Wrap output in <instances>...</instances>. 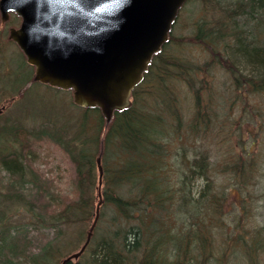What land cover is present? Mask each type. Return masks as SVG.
Returning a JSON list of instances; mask_svg holds the SVG:
<instances>
[{
    "label": "trees",
    "instance_id": "1",
    "mask_svg": "<svg viewBox=\"0 0 264 264\" xmlns=\"http://www.w3.org/2000/svg\"><path fill=\"white\" fill-rule=\"evenodd\" d=\"M217 1L223 3L222 0ZM228 2L233 6L232 10L226 9L225 18L219 19L212 27L196 23L195 36L211 47L208 46L214 65L233 73L250 71L251 76L260 82L249 81L247 86L262 89L264 0ZM209 7L214 8L213 5ZM173 42L171 31L169 41L154 56L143 81L134 88L130 108L116 111L108 125L99 108H81L82 114L73 137H66L67 131H57L56 128L55 134L46 128L39 130V134L33 132L37 139L45 135L54 137L55 142L69 154L74 165V195L54 210L46 205L48 193L41 194L38 202L34 197L38 196L36 193L26 199L21 189L10 190L9 194L16 197L14 199L26 201L28 210H36L37 217L53 215L49 223L55 227L56 235L40 252L31 254L32 264H48L50 258L59 256L61 252L67 251L68 256L85 245L87 229L93 225L99 200L98 159L103 168L100 186L103 202L99 217L84 251L67 264H80L81 256L87 251L82 264H215L221 261L220 258L222 264H227L232 246L245 245L241 233L235 234L230 230L226 235L222 232L228 227L227 218L231 210L226 206L234 200L233 192H238L239 203L244 205L251 197L250 188L258 183L254 178L259 174V162L254 156H249L250 151L245 150V145L242 151L235 148L228 143L229 135L227 146H222L224 157L219 159L220 167L217 165L218 154L214 159L204 149L193 156L185 154L182 163L186 168L174 180L175 171H171L174 162H169L167 145L169 138L177 140L184 135L183 130L178 131L170 124L178 107L172 98L166 100L161 108L151 111L156 103L150 96L154 90L159 95L169 89L191 87L192 81L199 76L196 67L203 73L208 65L196 63L197 57H193L189 43L179 42L180 48L175 50L177 46ZM27 77L20 82L15 78L0 92L8 99L18 96L23 84L31 82V75ZM210 90L220 91L214 82L197 88L200 94ZM25 93L26 89L21 95ZM200 94L196 95V100L193 97V105L196 103L198 108L203 103ZM177 103L185 105L184 97L178 96ZM196 120L198 123L194 125L205 129L213 124L212 116L201 112L196 114ZM15 121L0 118V146L3 144L0 147V166L9 174L10 184L31 179L36 190L42 189L38 176L26 162H29L28 149H31L33 141L27 132L30 130L26 131ZM20 131L28 133L27 141L24 138L21 141ZM189 134L190 130L186 136ZM220 174L224 175L222 182H218ZM164 219L169 225L164 224ZM72 227L75 233L68 234ZM15 234L19 232L12 229L0 232V264H21L25 255L14 241L17 238ZM218 237H228L230 242L222 243ZM242 255L246 258L249 253Z\"/></svg>",
    "mask_w": 264,
    "mask_h": 264
},
{
    "label": "rangeland",
    "instance_id": "2",
    "mask_svg": "<svg viewBox=\"0 0 264 264\" xmlns=\"http://www.w3.org/2000/svg\"><path fill=\"white\" fill-rule=\"evenodd\" d=\"M213 1H215L214 4H212ZM222 1L223 3H218L217 0L188 1L180 10L172 30L173 43L177 46L174 49L180 48L179 42L184 45L189 43L188 47L192 49L193 57H197L196 63L199 65L206 63L208 66L205 67L203 73L200 68L196 67L199 76L192 81V86L187 89L183 87L174 89V91L169 89L159 95L154 90L150 98L153 102L155 101L156 106H152V110H150L161 108L166 100L172 98L176 100L178 108H176V115L170 124L178 131L183 130L184 135L177 140L172 138L168 140L170 156H167L170 164L171 160L174 162L171 167V171H175L173 172L174 180H177L186 168H183L182 157L185 154L193 156L194 153H199L202 149L212 155L211 159H214L218 154L217 165L220 167L219 159L224 157L222 146H227L229 135H231L228 138L229 144L240 151L245 145V150L250 151L249 156L257 158L259 174L254 180L258 183L253 184L254 186L252 185L250 188L251 197L244 205L239 203L240 200H236L239 199L238 192H233L234 200L226 206L227 210H231L227 218L228 227L223 228L222 232L227 235L230 230L237 232L246 229L250 242L258 241V245L264 246V88L257 89L251 85L247 86L249 81L260 82L259 79L251 76L250 71L242 70V72L233 73L214 65L212 59L214 57L209 50L210 46L202 43L195 36L197 24L212 27L219 19L225 18L226 9L232 10L233 5L228 2L231 0ZM210 5H213L214 8L209 7ZM203 7L205 8L203 9ZM18 24L19 19L14 15L4 25L1 24L0 19V89L4 88L5 90L6 86L15 78L18 82L24 78L27 80L28 75L29 77L31 75V82L23 84L22 92L26 89L24 95H21V92L18 96L8 99L6 94L0 92V106L7 104L0 118L16 120V124L23 125L26 131L30 130L27 132L31 134L33 141L31 149H28L30 152L29 162H26L38 176L39 184H42L43 187L36 190V184L31 179L23 183L10 184L9 174L0 166V232L7 229L19 232V234H15L17 238H14V241L20 245V252L24 251L25 256L21 258V264H30L31 254L40 252L45 244L56 235L55 227L49 223V218L53 215L42 214L37 217L36 213L38 212L28 210L29 206L25 200L14 199L15 196H11L9 192L13 188L21 189L26 199L36 193L39 197L36 195L34 197L38 202L41 194L48 193L46 205L54 210L74 195V165L69 154L55 142L54 137L45 135L43 138L37 139L33 132L39 134V130L46 128L51 134H55L54 129L56 128L57 131H67L66 137H73L82 110L73 103L71 91L32 81L33 67L27 63L24 54L8 37L10 27ZM224 62L227 61L224 59ZM14 70L17 73H13ZM212 82L217 84L220 91L210 90L211 92H202L201 94L197 92L198 87ZM262 84L264 86V83ZM197 94H200L203 100L199 108L196 103L195 106L193 105V97L196 100ZM178 96L184 97L185 105L180 106V103H177ZM199 110L204 115L212 116L213 124L209 125L207 129L201 125H194L197 122L196 114L200 113ZM20 124L18 128L21 126ZM188 130H190V134L186 136ZM27 132L20 131L21 141L22 138L27 141ZM223 140L225 142L221 143ZM21 144L22 142H20V147H22ZM2 146L3 144L0 147ZM30 177L32 176H28V178ZM223 177L224 175L220 174L218 182H222ZM226 209L225 211H227ZM163 222L165 225H169L166 219ZM89 228L91 227L89 226L87 231ZM73 230V227L69 229L68 234L75 233ZM217 240L222 243L230 242L228 237H218ZM261 250L264 251V248ZM67 253V251H63L59 256L50 258L48 264H60ZM244 253L241 248L232 249L228 254L227 264H248L247 258L242 255ZM86 254L81 256L80 264L84 262ZM259 255L257 260L262 264L264 252ZM219 260L221 261L215 262V264H222V259ZM252 262L251 259V264Z\"/></svg>",
    "mask_w": 264,
    "mask_h": 264
},
{
    "label": "water",
    "instance_id": "3",
    "mask_svg": "<svg viewBox=\"0 0 264 264\" xmlns=\"http://www.w3.org/2000/svg\"><path fill=\"white\" fill-rule=\"evenodd\" d=\"M187 0H0L4 23L14 12L12 39L34 66L33 80L71 90L74 104L100 108L108 125L115 111L128 109L132 90L154 56L169 40ZM2 111V108H0ZM102 183L103 168L98 159ZM86 244L64 258L67 264L85 249L99 217L102 194Z\"/></svg>",
    "mask_w": 264,
    "mask_h": 264
},
{
    "label": "flooded vegetation",
    "instance_id": "4",
    "mask_svg": "<svg viewBox=\"0 0 264 264\" xmlns=\"http://www.w3.org/2000/svg\"><path fill=\"white\" fill-rule=\"evenodd\" d=\"M236 200H239V199H236ZM238 232L241 233V235H243V237H244L243 241H244L245 245H243V246H239V245H233L232 246L231 245L232 248L234 250L237 249V248H243L242 250L244 252L249 253L248 256L246 255V258L249 259V260H247L248 264H251V259L253 261L252 264H261V263H259V261L257 259H258V257H260L259 254L261 252H264L263 250H261L262 248H264V246L258 245L257 244L258 241H256L255 243L254 242H250V238L248 236V233H247L246 229L239 230V231L234 232V233L237 234ZM261 238H262V236H261ZM231 246H230V248H231ZM262 262H263L262 264H264V261H262Z\"/></svg>",
    "mask_w": 264,
    "mask_h": 264
}]
</instances>
